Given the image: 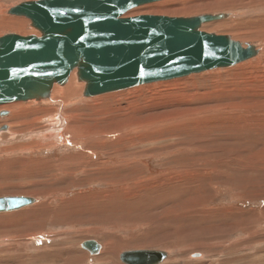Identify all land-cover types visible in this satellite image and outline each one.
<instances>
[{
    "label": "rangeland",
    "instance_id": "1",
    "mask_svg": "<svg viewBox=\"0 0 264 264\" xmlns=\"http://www.w3.org/2000/svg\"><path fill=\"white\" fill-rule=\"evenodd\" d=\"M26 1L0 0V37L38 32L8 15ZM218 14L232 18L203 32L256 56L66 102L51 91L54 101L21 102L13 118L0 109L13 136L0 130V197L37 200L0 213V264H125L131 250L165 251L159 264H264V0H164L124 17ZM56 116L76 139H39L62 132Z\"/></svg>",
    "mask_w": 264,
    "mask_h": 264
},
{
    "label": "water",
    "instance_id": "2",
    "mask_svg": "<svg viewBox=\"0 0 264 264\" xmlns=\"http://www.w3.org/2000/svg\"><path fill=\"white\" fill-rule=\"evenodd\" d=\"M156 1L163 0H37L10 8L8 15L28 18L40 36L10 33L0 37V105L46 99L53 85H64L73 70L78 81L86 83L83 97L88 98L234 65L255 54L252 45L239 48L227 37L199 31L201 24L221 20L224 14L123 18ZM36 201L0 197V213L24 209ZM82 247L91 254L97 253L93 247L98 251L93 241ZM163 253L128 251L120 260L158 264L166 257Z\"/></svg>",
    "mask_w": 264,
    "mask_h": 264
},
{
    "label": "bare ground",
    "instance_id": "3",
    "mask_svg": "<svg viewBox=\"0 0 264 264\" xmlns=\"http://www.w3.org/2000/svg\"><path fill=\"white\" fill-rule=\"evenodd\" d=\"M35 1H37V0H35ZM164 1V0H163ZM156 2H161V1H156ZM156 2H151V3H147V4H145V5H147L148 6V4H153V3H156ZM144 6V5H143ZM225 15V17L224 18H232V16L230 15V14H224ZM125 16V15H124ZM123 16V18H129V17H124ZM150 16H154V15H150ZM203 16H205V15H203ZM231 16V17H230ZM236 16V15H235ZM18 17V16H17ZM21 17H23V16H21ZM164 17H167V16H164ZM198 17V16H197ZM26 18V17H25ZM169 18H174V17H169ZM175 18H182V17H175ZM189 18V17H188ZM26 19H28V18H26ZM29 20V19H28ZM9 21V20H8ZM30 21V20H29ZM2 23V22H1ZM3 24H5V25H11V26H15V25H18V31H19V29H20V26H22V25H20V23H15V22H6V21H4L3 22ZM30 24H31V22H30ZM204 24V23H203ZM202 25V24H201ZM200 25V26H201ZM202 30V31H201ZM199 31L200 32H203V28H200L199 27ZM203 33H205V34H209V33H206V32H203ZM33 34H35L36 36H40V33L39 32H34ZM212 35H215V34H212ZM215 36H222V35H215ZM223 37H227V36H223ZM227 38H229L230 40H232L230 37H227ZM234 43H236L237 45H238V47L240 48H243V49H246L247 48V46L248 45H246V46H243L240 42H238V41H234V40H232ZM254 49H255V47H254ZM256 51V50H255ZM257 55V51L255 52V54H253L250 58H248V59H246V60H244V61H248V60H250L251 58H253L254 56H256ZM244 61H241V62H239V63H242V62H244ZM239 63H237V64H239ZM234 65H236V64H234ZM234 65H230V66H225V67H215V68H212V69H209V70H215V69H220V68H229V67H232V66H234ZM208 71V70H207ZM202 72H205V71H202ZM198 73H201V72H198ZM198 73H195V74H198ZM194 74V73H193ZM190 75H192V74H190ZM187 76H189V75H187ZM85 86H86V83L85 82H83V81H81V82H79L78 81V78H77V71L76 70H73L71 73H70V75H69V77H68V79H67V81H66V83L64 84V85H58V84H54L53 85V88H52V92H51V95H52V97H54V98H57V97H61L65 102L70 98V97H73V96H76V95H78V94H80L82 91L84 92V88H85ZM107 94H109V93H107ZM51 95L49 94V96L45 99V100H47L48 102H50V101H52L53 99H52V97H51ZM103 95V94H102ZM97 96H99V95H97ZM54 101V100H53ZM22 102V101H21ZM19 103V102H14V103H7V104H1L0 105V109H8V110H10V111H14V110H19V111H21V110H23V111H25V109H24V107L25 106H23V105H21L23 102H26V101H23L22 103ZM28 102H30V100L28 101ZM56 102V101H55ZM28 107V106H27ZM9 111V112H10ZM6 112V111H5ZM1 114H5V115H7V112L6 113H4V112H0V115ZM13 117H16V114H14V112H13V115H12V118ZM58 117L56 116V117H54V118H52V119H50L51 121H54L52 124H54V125H57V127L62 131V132H52V130H54L55 131V126H51V128L50 129H47V130H49V131H51V134L50 135H47V134H43L42 135V133L41 134H39V139L40 140H47V141H49L50 139H53V141H54V138L56 137V139H58L60 142H61V140H62V138L65 136V137H67V138H75V137H73V136H71V135H69L70 133H67L66 131H65V129L66 128H64L65 126H64V124H66L67 123V118H65V117H63V116H59V119H57ZM62 122V123H60V121ZM72 120H74V121H72L73 123H75V121H76V123H77V117L76 116H73V118H72ZM71 122V123H72ZM80 122H78L77 124H79ZM69 124H70V122H69ZM50 125V124H49ZM7 127H1L0 128V130H2V131H4L5 129H6ZM11 129V128H10ZM83 131V130H82ZM5 132V131H4ZM7 134L9 135L10 134V136H12V134H11V132L10 133H8L9 132V130H8V128H7ZM97 132V131H96ZM2 134V133H1ZM3 135V134H2ZM2 135H0V136H2ZM97 135H99V134H97ZM26 136V135H25ZM13 137V136H12ZM87 137H89V136H87ZM49 140H48V139ZM37 139V138H36ZM76 139V138H75ZM89 140V139H88ZM52 141V142H53ZM91 141V140H90ZM95 141V140H94ZM49 142H51V141H49ZM51 142V143H52ZM66 142V141H65ZM54 143V142H53ZM57 143V142H56ZM91 146V145H90ZM95 147V146H94ZM81 159V158H80ZM36 203H37V201H36ZM35 203V204H36ZM34 204V205H35ZM19 211V210H18ZM17 212V211H16ZM96 245H98L97 243H96ZM92 250L93 251H95V252H97L95 255H98L99 254V252L101 251V247H99V245H98V251H97V248L96 247H93L92 248ZM131 251H139V250H131ZM165 252V251H164ZM104 253V252H103ZM102 253V254H103ZM101 254V255H102ZM105 254V253H104ZM164 255H165V253H163ZM109 255H111L112 256V258H116V253L114 252H111ZM141 257H142V255H141ZM154 258L155 259H158V256L156 255V256H154ZM166 258V257H165ZM157 261V260H156ZM160 263L163 261V258H161L160 260ZM110 262V261H109ZM159 264V263H158Z\"/></svg>",
    "mask_w": 264,
    "mask_h": 264
}]
</instances>
